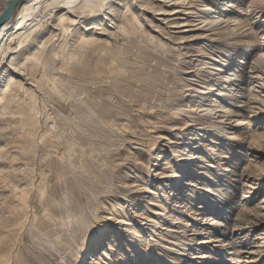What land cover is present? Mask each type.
Returning <instances> with one entry per match:
<instances>
[{"label": "rangeland", "instance_id": "obj_1", "mask_svg": "<svg viewBox=\"0 0 264 264\" xmlns=\"http://www.w3.org/2000/svg\"><path fill=\"white\" fill-rule=\"evenodd\" d=\"M242 1L215 4L264 7ZM115 8L128 20L111 37L81 28L69 38L68 29L53 51L49 33L42 37L21 61L32 90L6 81L11 90L5 86L2 98L13 99L17 116L0 113V264H195L200 253L203 264H264V105L236 110L240 127L204 123L196 134L180 112L207 101L181 94L191 77L185 72L211 66L208 48L180 44L130 0ZM262 35L254 25L244 53L216 44L222 80L233 78L232 91L247 98L255 83L244 82L245 61ZM195 135L200 143L189 139ZM160 171L176 175L168 177L175 188L155 179ZM135 183L148 191L131 192ZM110 213L129 221V232L118 231ZM208 219L215 224L203 225ZM41 241L44 250L33 246Z\"/></svg>", "mask_w": 264, "mask_h": 264}, {"label": "bare ground", "instance_id": "obj_2", "mask_svg": "<svg viewBox=\"0 0 264 264\" xmlns=\"http://www.w3.org/2000/svg\"><path fill=\"white\" fill-rule=\"evenodd\" d=\"M8 1L9 0H3V5L0 6V14L6 7ZM158 1L162 2V5L166 8L152 9L151 7H147L143 0H130V5L136 6L140 12H150V16L154 20L162 23L168 28L169 33L173 34L177 39H180V44L190 45V43L194 42H203L208 48V55L206 57L210 58L211 61V66L207 67L208 70L200 72L190 70L185 72L190 73L189 76L191 77L189 80H186L188 82L187 86H185L181 94L182 97L188 96V98L194 97L202 101L206 100L207 106H199L197 110L191 113H186L185 110L182 112V110L180 112L181 115L189 119L188 125L197 126V128H195L198 130L196 134L203 132L202 128L204 127L202 124L204 123H213L214 126L223 127V129L225 127L227 130L235 129L237 126L240 127L242 122L232 119L233 115H237L235 112L236 110L240 109L242 111L251 112L252 109H258V105H264V35L260 36L259 40H256L255 47H250V49L247 48L251 51L248 54L251 59L245 61L247 69L243 71V74L245 84L247 83V85H249L250 83H255L252 88L254 95L251 98L245 97L241 92L234 93L235 91H232L235 89L233 86L238 83L231 81L233 78L222 80V67L225 66L222 63L224 54L219 50L216 44L224 41L233 45L234 48H232V50L244 53L246 48L243 47V45L246 44V37L252 34V27L256 25L264 30V7L252 10L248 7L237 8L236 4L228 3L226 7L218 8L215 4L216 0H206L209 5L203 3L205 0H196L193 2L185 0ZM234 1H238L239 3L243 2L242 0ZM126 3L127 0H21L15 6L10 18L0 26V113H8L11 115L16 113V110L12 111L9 109L13 99L6 98L4 102L2 98L8 95V90H11L6 86L7 79H13V86L16 83L15 81H19L32 90L33 84L26 72L29 70V67L24 66L21 61H23V59L26 60L32 50L37 51L35 49L40 47V40L42 37L49 33L46 36L47 41L49 40L51 51H53L57 41L67 33L68 29L69 32L71 31L69 36H67L69 38H74L81 28L83 31L111 37L117 25L128 20L125 13L121 12V14H119V12H117L118 10L115 8V4L122 6ZM99 16L102 22L104 20L109 23L93 22V24H85V26H83L89 19L97 20ZM141 18L145 20L144 17L141 16ZM145 24L151 27V24H147V22H145ZM227 39L229 40L225 41ZM245 58H247V56ZM206 82H211L212 84L206 85ZM223 82H226L229 87L224 85L219 86V84ZM5 86L8 90H6ZM184 92L190 93L184 94ZM235 94L237 98L232 97L233 95L235 97ZM19 97L21 98V93L16 94V98L18 99ZM231 98L236 99L233 101L235 104L228 101L231 100ZM225 104H230L238 108H234L232 111L228 109ZM14 115L13 117L17 116V114ZM195 136L196 137L192 136L189 139L194 140L195 143H200L199 140L201 137H197L200 135ZM197 148L198 145L192 147L193 150ZM156 175L157 177L155 179H163L170 182H167L169 188L175 186V184H171V180L169 181L168 177H175L176 175L167 174L165 171L156 172ZM184 184L186 183L184 182ZM129 188L131 192L148 191L136 183L131 184ZM261 208L260 214L264 215V206ZM105 218L112 221L115 225L120 224L118 231L122 233L129 232V221H126L114 213H110ZM214 224L215 219H208V221L203 223V225H207L208 227ZM41 243L42 241L33 243V246L44 250ZM209 243H211L210 238L209 240L207 239L199 242L203 248L208 247ZM0 248H3V246L1 245ZM16 262H18L16 264H26L24 261ZM205 262H207V255L200 253V255L196 256L194 263L203 264Z\"/></svg>", "mask_w": 264, "mask_h": 264}, {"label": "water", "instance_id": "obj_3", "mask_svg": "<svg viewBox=\"0 0 264 264\" xmlns=\"http://www.w3.org/2000/svg\"><path fill=\"white\" fill-rule=\"evenodd\" d=\"M21 0H9L6 7L0 14V26L10 18L15 6L20 2Z\"/></svg>", "mask_w": 264, "mask_h": 264}]
</instances>
